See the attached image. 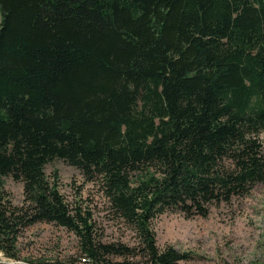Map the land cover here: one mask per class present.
Returning <instances> with one entry per match:
<instances>
[{
    "label": "trees",
    "instance_id": "trees-1",
    "mask_svg": "<svg viewBox=\"0 0 264 264\" xmlns=\"http://www.w3.org/2000/svg\"><path fill=\"white\" fill-rule=\"evenodd\" d=\"M0 12V264H35L18 262L17 241L39 222L75 235L79 264H185L154 219L206 216L264 184V0H0ZM54 159L93 181L132 243L104 238L103 211L57 190Z\"/></svg>",
    "mask_w": 264,
    "mask_h": 264
},
{
    "label": "rangeland",
    "instance_id": "rangeland-1",
    "mask_svg": "<svg viewBox=\"0 0 264 264\" xmlns=\"http://www.w3.org/2000/svg\"><path fill=\"white\" fill-rule=\"evenodd\" d=\"M261 138L264 139V133ZM45 165L50 180L57 178V190L69 200L78 191V195L96 205L98 212H105L102 195L93 181L83 179L77 167L62 159H54ZM2 179L13 202L21 203L22 182L12 176ZM208 209L206 216L168 209L152 222L157 242L190 253L192 258L185 264H264V184L256 183L244 195H234L229 202L211 204ZM104 215V238L133 242L129 227L121 225L117 218ZM75 238L73 233L61 227L36 223L25 228L18 238V262L79 264L83 254L78 252ZM0 262L11 261L0 252Z\"/></svg>",
    "mask_w": 264,
    "mask_h": 264
},
{
    "label": "built area",
    "instance_id": "built-area-1",
    "mask_svg": "<svg viewBox=\"0 0 264 264\" xmlns=\"http://www.w3.org/2000/svg\"><path fill=\"white\" fill-rule=\"evenodd\" d=\"M83 259V258H82ZM83 260H85V259H83Z\"/></svg>",
    "mask_w": 264,
    "mask_h": 264
}]
</instances>
